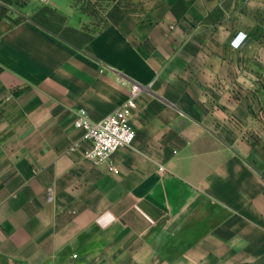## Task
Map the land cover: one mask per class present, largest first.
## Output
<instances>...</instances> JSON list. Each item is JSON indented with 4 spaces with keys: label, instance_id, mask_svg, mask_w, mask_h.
<instances>
[{
    "label": "crops",
    "instance_id": "0c3cea01",
    "mask_svg": "<svg viewBox=\"0 0 264 264\" xmlns=\"http://www.w3.org/2000/svg\"><path fill=\"white\" fill-rule=\"evenodd\" d=\"M108 9L0 0V264H264V0ZM132 83L116 172L75 119Z\"/></svg>",
    "mask_w": 264,
    "mask_h": 264
},
{
    "label": "built area",
    "instance_id": "2783aa9c",
    "mask_svg": "<svg viewBox=\"0 0 264 264\" xmlns=\"http://www.w3.org/2000/svg\"><path fill=\"white\" fill-rule=\"evenodd\" d=\"M245 36V33L239 32L232 39L231 45L239 47ZM144 87L140 83H132L126 100L101 119L93 120L84 108L78 110L75 125L83 130V138L91 143V146L85 149L84 155L95 165L109 162L110 167L118 171L109 159L119 148L130 146L134 142L135 129L131 124V117ZM159 170L163 171V167H159ZM73 256L77 257V254Z\"/></svg>",
    "mask_w": 264,
    "mask_h": 264
},
{
    "label": "rangeland",
    "instance_id": "374dc122",
    "mask_svg": "<svg viewBox=\"0 0 264 264\" xmlns=\"http://www.w3.org/2000/svg\"><path fill=\"white\" fill-rule=\"evenodd\" d=\"M9 1H14L17 3L18 0ZM111 1L113 3L115 0H77L78 3L81 2L85 9H87L91 13L93 27H100L101 25H106L109 20V17L113 16L111 15V13H109L108 9L109 2Z\"/></svg>",
    "mask_w": 264,
    "mask_h": 264
},
{
    "label": "trees",
    "instance_id": "16d2710c",
    "mask_svg": "<svg viewBox=\"0 0 264 264\" xmlns=\"http://www.w3.org/2000/svg\"><path fill=\"white\" fill-rule=\"evenodd\" d=\"M7 1H9V0H7ZM24 2V0L23 1H17V3H19V4H22Z\"/></svg>",
    "mask_w": 264,
    "mask_h": 264
}]
</instances>
